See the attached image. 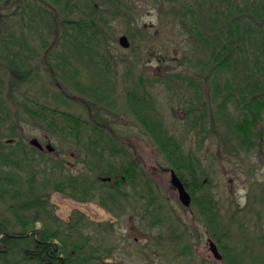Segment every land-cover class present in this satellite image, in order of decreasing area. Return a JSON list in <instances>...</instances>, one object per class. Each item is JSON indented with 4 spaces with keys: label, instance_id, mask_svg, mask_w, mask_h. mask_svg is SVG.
<instances>
[{
    "label": "rangeland",
    "instance_id": "rangeland-1",
    "mask_svg": "<svg viewBox=\"0 0 264 264\" xmlns=\"http://www.w3.org/2000/svg\"><path fill=\"white\" fill-rule=\"evenodd\" d=\"M74 1L78 8L68 17L77 19L85 15L86 7L83 0ZM120 1L124 9L116 1L93 0L102 7L97 18L108 20L88 30L43 24L51 22V17L29 24L30 14L40 5L54 11L51 0L0 2V40L9 38L10 31L23 30L27 38L22 51L31 66L27 77L12 72L7 59L0 58V153L14 146L30 151V140L37 137L42 151H49L47 143L53 144L66 171L75 174L88 171L89 138L98 139L100 145L109 138L123 145L124 162L138 163L147 176L134 185L121 184V196L114 203L106 198V207L99 196L81 201L64 192L50 196L61 219L68 220L74 210L84 213L89 220L84 234L91 235V243L100 246L102 254L109 251L107 262L264 264V94L247 109L252 123L242 120L246 131L235 127L246 109L240 103L242 84L251 80L246 73L264 84V47L248 37L239 45L233 41L236 57L230 67L212 74L204 66L209 53L205 40H213L215 32L225 28L219 25L221 19L214 24L216 13L210 1L216 0ZM22 13L27 17L21 18ZM191 17L199 36L190 31ZM260 30L264 37V28ZM122 34L130 40L128 47L118 42ZM84 41L89 46L82 54ZM72 77L86 85H99V93L104 88L114 104L96 105L92 91L83 95L70 91L65 82L73 83ZM134 87L153 101L151 117L162 120L192 157L200 181H205L196 195L208 192L213 196L217 213L210 216L214 220L207 218L197 202L186 206L180 201L171 183L173 167L167 155L130 107L129 92ZM227 90L232 94L229 99ZM57 110L92 123V115H97L99 128L106 133L95 132L89 125L82 129L79 141L74 133L61 130L62 112L55 114ZM3 186L0 192L7 191ZM106 193L101 190L103 196ZM11 201L9 195L0 196V224L16 231L21 225L14 220ZM209 238L216 242L221 259L210 250Z\"/></svg>",
    "mask_w": 264,
    "mask_h": 264
},
{
    "label": "trees",
    "instance_id": "trees-1",
    "mask_svg": "<svg viewBox=\"0 0 264 264\" xmlns=\"http://www.w3.org/2000/svg\"><path fill=\"white\" fill-rule=\"evenodd\" d=\"M111 1L118 2L117 6L122 9L126 7L120 0ZM51 2L55 8L54 11L40 5L36 12L32 11V15L30 14L29 24L34 25L33 22L38 20L41 22L42 17L45 21L49 19L48 17L53 18L51 22L47 20L43 23L51 28L53 25L55 27L63 25L67 28L88 30L101 27L99 23H107L108 19L103 20V16L98 15L99 19L97 18V10L102 7L99 4L95 5L93 0H83L82 4L86 7L84 8L85 15L77 19L68 17L78 8L75 1L72 3V0H51ZM215 2L210 1V5L212 8L214 7L216 13V18L213 17L214 24L217 25L216 20L221 19L219 25H225V28L215 32L213 40H205L209 53L207 64L204 66L212 74L230 67L231 60L236 57L232 47L233 41L239 45L244 42L245 37H248L249 40L264 47V37L260 30V28H264V0H224V3L221 1V4L218 3V0ZM177 11L179 13V9ZM104 12L107 13L106 9ZM180 15L182 19L185 17V9L181 10ZM25 16L27 17L22 13L21 18ZM189 26L192 33L200 35L199 31L195 29L197 25L192 17ZM9 35V38L4 36L0 40V58L7 59L8 67L12 72H21V74L24 73L25 76L30 77L31 66L22 51V44L26 42L27 36L21 29L16 33L10 31ZM88 42H90L89 39ZM87 46L89 44L84 41L80 44L84 51L79 52L86 53ZM258 68H262V66L260 65ZM251 76V73H246V78L249 77L251 80L245 81L241 88L240 103L246 109L243 111L241 119L235 121V127H239L241 132L246 131L242 120L245 119L247 124L252 123L248 107L255 105L259 97L264 94V84L258 78L256 81L252 80ZM100 83L103 84L104 81ZM65 84L70 91H77L80 95L92 91L94 94L92 101L96 105L114 104L104 88L102 93H99V89H97L100 88L99 85L90 86L78 80H74L73 83L66 80ZM129 93L131 109L140 119L146 131L167 155L170 164L191 193L193 202L199 204L207 218L214 220V216H210L212 213H217L213 196L208 192H202L200 197L196 195L205 181H200L192 157L185 154L178 140L171 135L162 120L151 117L150 110L153 101L145 94H140L137 87H134ZM231 95L227 90L228 99ZM57 96L59 97V95ZM59 112L62 111L57 110L55 114ZM255 113L253 115H256ZM257 113L259 114V112ZM61 115V130L65 133L66 131L74 133L73 135L77 136L79 141L83 140L79 137L82 129L86 130L89 125L93 126L92 130L95 132L106 133L104 129L99 128L96 118H101L97 115L91 117L94 123L90 119H83L67 111L62 112ZM0 119H2V115H0ZM86 142L90 145L92 159L90 163L88 162V171L84 173L82 171L75 174L68 173L62 159L57 156V152L42 151L34 146L29 149L30 151L21 146L18 148L7 146L9 150H3L0 153V184H4L2 190H7L0 192V196H11L12 201L9 207L14 213V220L21 225L16 231H9L0 224V234L2 233L0 236L2 262L0 264H114L105 261L110 256L109 251L102 254L100 246L91 243V235L84 234V230L88 228L87 222H89L84 213L74 210L68 220H63L56 215L50 196L52 192H64L81 201L94 200L99 196L101 203L108 207L106 198L114 203L117 197L121 196L119 190L121 184L131 182L134 185L141 177L147 175L133 160L124 162L125 149L123 145H115L111 138L107 139L104 145H100L99 140L93 137ZM105 152H107L106 155ZM90 172H93V175H90ZM101 190L107 192L106 196L101 194ZM39 222L41 225L37 227ZM212 233L216 235L213 231Z\"/></svg>",
    "mask_w": 264,
    "mask_h": 264
},
{
    "label": "water",
    "instance_id": "water-1",
    "mask_svg": "<svg viewBox=\"0 0 264 264\" xmlns=\"http://www.w3.org/2000/svg\"><path fill=\"white\" fill-rule=\"evenodd\" d=\"M118 42L123 47H128L130 45V40L126 34L120 35L118 37ZM30 143L33 145H36L38 147L43 148L42 143L39 141V139L37 137H33L30 140ZM46 148L49 151H54V149H55V147L51 143H47ZM171 183H172L173 187H175L177 189L180 201L184 205L189 206L191 204V201H192L191 193L187 189V187L184 184L181 177L177 174V172L173 168H171ZM208 241H209L210 250L213 252L214 256L218 259H221L222 254L220 253L216 242L211 238H209Z\"/></svg>",
    "mask_w": 264,
    "mask_h": 264
},
{
    "label": "bare ground",
    "instance_id": "bare-ground-1",
    "mask_svg": "<svg viewBox=\"0 0 264 264\" xmlns=\"http://www.w3.org/2000/svg\"><path fill=\"white\" fill-rule=\"evenodd\" d=\"M41 142V141H40ZM33 145V144H32ZM43 145V144H42ZM53 145V144H52ZM33 146H35V148H37V149H39V150H43L44 149V146H43V148H41V147H38V146H36V145H33ZM54 146V145H53ZM46 147V146H45ZM52 152V151H51Z\"/></svg>",
    "mask_w": 264,
    "mask_h": 264
}]
</instances>
